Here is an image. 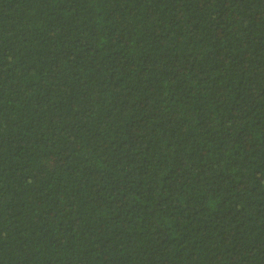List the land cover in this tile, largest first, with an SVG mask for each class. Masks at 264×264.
<instances>
[{"label": "trees", "instance_id": "obj_1", "mask_svg": "<svg viewBox=\"0 0 264 264\" xmlns=\"http://www.w3.org/2000/svg\"><path fill=\"white\" fill-rule=\"evenodd\" d=\"M0 264H264V0H0Z\"/></svg>", "mask_w": 264, "mask_h": 264}]
</instances>
